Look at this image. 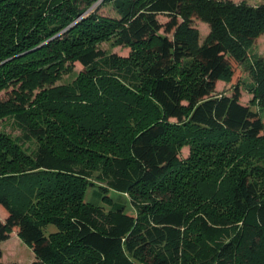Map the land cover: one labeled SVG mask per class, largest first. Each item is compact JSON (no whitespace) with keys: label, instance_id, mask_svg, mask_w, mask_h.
Returning a JSON list of instances; mask_svg holds the SVG:
<instances>
[{"label":"trees","instance_id":"1","mask_svg":"<svg viewBox=\"0 0 264 264\" xmlns=\"http://www.w3.org/2000/svg\"><path fill=\"white\" fill-rule=\"evenodd\" d=\"M262 35L264 3L0 0V118L19 133L0 132V243L15 229L31 264H264ZM239 67L247 104L215 93Z\"/></svg>","mask_w":264,"mask_h":264},{"label":"rangeland","instance_id":"2","mask_svg":"<svg viewBox=\"0 0 264 264\" xmlns=\"http://www.w3.org/2000/svg\"><path fill=\"white\" fill-rule=\"evenodd\" d=\"M235 3H240L242 1L246 2L250 5H258L264 3V0H232ZM100 14L113 16V12L111 11L110 6L102 7L99 10ZM158 20L161 23H165L167 19L163 16H159ZM194 26L200 32V39L203 40L204 37L208 33V26L200 21H194ZM100 47L106 51L107 53H115L123 58H128L130 55V49L127 47L114 46L111 41H106L100 44ZM251 55H259L264 56V35L259 37L255 43L253 44L251 51ZM243 69V68H242ZM240 67L236 69L235 76L232 78L231 82H227L221 80L216 83L215 93L217 94H226L230 95L235 86H239L241 92L240 102L242 104H247L251 99V93L247 91V86L251 83V78L248 73L242 70ZM82 70V67L75 63L72 73L69 75H64L57 82V84H65L69 83L76 75ZM243 71V72H242ZM8 91H2L0 93V100L5 99L8 96ZM0 132L10 133L12 135H18V131L11 126L10 122L4 117L0 118ZM191 154V147L188 145L182 146L180 149L179 158L180 160H185L189 158ZM95 188H89L86 192L85 199L87 201L94 202L96 204L101 205L105 209H108V205L103 202V199L95 197L94 194ZM109 196L112 198L114 202L121 203L125 205L128 209H131L129 203V197L126 194H118L115 192H110ZM6 218V212L3 208L0 207V221H4ZM0 253H1V261L5 264H31L34 261V255L32 250L17 236L16 230L14 229L9 238L6 241L0 243Z\"/></svg>","mask_w":264,"mask_h":264}]
</instances>
